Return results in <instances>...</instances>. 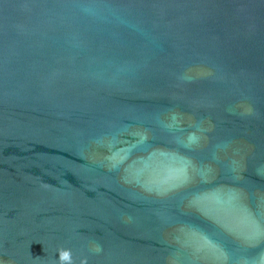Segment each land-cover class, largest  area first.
Returning <instances> with one entry per match:
<instances>
[{"label":"water","instance_id":"water-1","mask_svg":"<svg viewBox=\"0 0 264 264\" xmlns=\"http://www.w3.org/2000/svg\"><path fill=\"white\" fill-rule=\"evenodd\" d=\"M0 264H264V0H0Z\"/></svg>","mask_w":264,"mask_h":264}]
</instances>
